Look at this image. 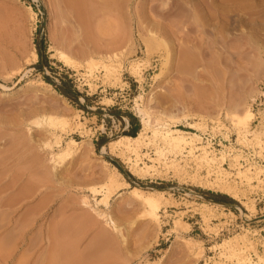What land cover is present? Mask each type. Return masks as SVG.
<instances>
[{
  "label": "rangeland",
  "instance_id": "1",
  "mask_svg": "<svg viewBox=\"0 0 264 264\" xmlns=\"http://www.w3.org/2000/svg\"><path fill=\"white\" fill-rule=\"evenodd\" d=\"M89 60L115 64L119 79L99 64L90 72ZM259 83L264 0H0V264H264V219L207 231L228 207L255 211L261 173L241 169L229 180L214 154L216 174L203 180L220 178L229 191L198 183L151 129L236 117L250 111ZM145 111L151 128L138 156L106 147L135 136ZM248 124L233 125L237 140L264 150V127ZM113 167L129 186L109 194L103 172ZM130 186L168 193L153 213L126 203Z\"/></svg>",
  "mask_w": 264,
  "mask_h": 264
},
{
  "label": "built area",
  "instance_id": "2",
  "mask_svg": "<svg viewBox=\"0 0 264 264\" xmlns=\"http://www.w3.org/2000/svg\"><path fill=\"white\" fill-rule=\"evenodd\" d=\"M249 108L251 113V131L257 127H264V83L258 84L256 94L251 99ZM201 124L203 126L201 129L187 127L188 131H193L198 136L197 142L193 141L195 149L192 150V153L197 154L200 152V148L204 147L206 151L221 156L222 160L219 166L222 167L225 173H230L227 176L229 180L239 181V177L234 173H238L241 169L243 171L246 168L253 170L254 167L261 169V182L259 181L256 184L258 186L257 189H254L250 195L255 211H249L245 207L242 210V207L235 205L228 207L221 219L216 220L214 218L210 220L209 230H207L208 235L217 237L225 233L228 234L244 229L245 225L250 224L249 217L251 216L264 219V150L262 149V144L256 145L254 141L240 143L237 140V131L233 127V122L223 113L205 119ZM251 136L248 133L246 137ZM189 148L190 145H186L177 158L185 174L190 176L196 172L203 179L208 178L209 175L215 176L214 167L208 169L207 166L199 163L198 159L192 158ZM233 156L238 157L234 160ZM191 192L194 193L193 191Z\"/></svg>",
  "mask_w": 264,
  "mask_h": 264
},
{
  "label": "bare ground",
  "instance_id": "3",
  "mask_svg": "<svg viewBox=\"0 0 264 264\" xmlns=\"http://www.w3.org/2000/svg\"><path fill=\"white\" fill-rule=\"evenodd\" d=\"M105 3H106V1L102 2L100 4L101 5L102 4L105 5ZM79 4H80V2L77 5H79ZM107 5L109 6L108 3H107ZM56 52H57V50H56ZM56 54L65 63H67L69 65H72L75 68L80 66V64L77 63V61L71 60L68 56H65L62 52H57ZM32 57L35 58V59L37 58V54H36L35 51L32 52ZM98 64L102 68H104V70H106L107 77L112 78L114 80L115 79L116 80L119 79V75H118L117 69H116L117 67L115 66V64H104L102 61L101 62H97V61H94V60H89L85 65H86L87 68H89L88 70L90 71V69H92V68L95 69ZM46 85L50 86L49 84H46ZM236 104H237V102H236ZM233 105H235V103H233ZM145 113L147 114L146 111H145ZM146 114L145 115L143 114V116L140 118V128H139V130H138V132H137V134L135 136L121 135V136H119L118 138H116L114 140L108 141L106 143V147H108L111 150L112 149H116V148L117 149L119 148L121 150L125 149V151L134 152L136 154V156H138L137 155L138 154L137 153V148L140 145V141L142 140V138L144 136H146V134L150 131V128H151V123H150L151 120H149V118L147 117L148 114L147 115ZM174 115H170L168 118H173L172 121H174V118H175ZM183 116L185 118L186 115L183 114ZM233 116L234 115H231L229 113L227 115V117H229L230 121L234 123L233 125H235V127H236V125L238 126V129H239V127L241 129L245 128V127H248V125H249L248 123L251 120V113H250V111L248 109H245L240 114L238 113L236 115V117H233ZM49 119H50V117H49ZM53 119L51 118L49 120L50 122L48 121L49 122L48 125L55 126L57 124V125H60V126L61 125L64 126V124H65L64 121L65 120L62 121L61 119L60 120L59 119L56 120L55 118H53ZM177 119L175 118L176 121H177ZM34 121L37 122V120H34ZM159 123L160 122H158V124ZM199 124L197 122H195V123H191V124L189 123L188 125L190 127H195V128H200L201 129L203 126L202 125L200 126ZM61 128H62V126H61ZM151 129H152V136L153 137L157 136L158 138H160L164 142V144H166V147H168L167 148L168 151L170 150L171 152H174V153H180L181 149L183 147H185L186 144H188V145H190V148H189L190 150L189 151L191 152L192 158L198 159L201 163L208 164V166H211V167L213 166V164L216 163L215 160H217V158H215V156H213L214 154L211 155L210 152L206 151L204 147L200 148L201 151H200L199 154L192 153V150L195 149V147L193 146V144H194L193 141H196L198 139V136L196 134H194V132L185 131V130L177 128V127L174 128V129H169L168 126H166L165 123H164V125H163V123H161L158 127L155 126V128H151ZM54 138H55L54 143L59 142L60 137L58 135L55 134ZM248 141H249V139H248ZM47 144H49V143H46L45 145H47ZM72 144H73L72 142H68L65 145V147L62 149L61 153L59 152L60 155L61 154H65V155L68 154L69 149L71 148ZM102 149H104V146H103ZM161 150L162 149H157V154L158 153L159 154L162 153ZM84 151H85V148H84ZM171 164L174 165V163H171ZM171 164L168 165V166H171ZM211 167H208V169H211ZM147 168H148V166H147ZM249 169L250 168H246V170L243 173H247ZM253 169H255V171L253 173H258V172L261 171V169L259 167H254ZM136 170H137V172H141V169H139V168L136 169ZM217 171H219V170H217ZM220 174H221V171H219L217 173V175H220ZM103 176L106 177L107 181H106L105 189L108 191L109 194L112 193V192H116L121 187H128L129 186V183L125 179H123V177L121 176V173L118 170H116L114 167L111 168L109 170V172H103ZM191 178L193 179V181H197L198 183H202V184H205V185H210L211 187H214V188L218 187L219 189H222V190L225 189V191H229L228 187H226L225 184L220 183V178L214 180L215 183H213V182L212 183L204 182L205 180H203V178L201 176H198L196 174L192 175ZM247 179H249L248 176H247ZM90 191L93 192V193H95V192L97 193L100 190L98 188H96V187H92ZM166 193H168V191L166 189H158V188H156V189L150 191V190H144L142 187L130 186L129 189H128V195L125 197V201L130 206H131V204H132V206H133V204L134 205L135 204L136 205H142L148 211L156 213V209H158V207L163 202V199H165V194ZM101 199L99 201H101ZM99 201H96V203H98ZM104 202H107L106 198H105ZM84 204L86 206H88L86 200L84 201ZM89 207H91V206H89ZM92 208H93V206H92ZM92 210L96 211L95 208L92 209ZM98 211H96V213L99 214V217H101L102 220L105 221L104 223H106L108 225V227H110L114 231L115 230H119V228L117 229V225L115 224V222L111 218V216L107 213V211L106 212H102L101 210H100V212H98ZM228 242H229L228 239L224 240L223 244L224 243H228Z\"/></svg>",
  "mask_w": 264,
  "mask_h": 264
},
{
  "label": "water",
  "instance_id": "4",
  "mask_svg": "<svg viewBox=\"0 0 264 264\" xmlns=\"http://www.w3.org/2000/svg\"><path fill=\"white\" fill-rule=\"evenodd\" d=\"M210 201H213V202H216V203H219V204H224L222 201L220 200H217V199H209Z\"/></svg>",
  "mask_w": 264,
  "mask_h": 264
},
{
  "label": "crops",
  "instance_id": "5",
  "mask_svg": "<svg viewBox=\"0 0 264 264\" xmlns=\"http://www.w3.org/2000/svg\"><path fill=\"white\" fill-rule=\"evenodd\" d=\"M129 125H130V124H129ZM209 199H214V198H209ZM217 200H220V201H222L223 203L228 204V202H226V201H224V200H222V199H217Z\"/></svg>",
  "mask_w": 264,
  "mask_h": 264
},
{
  "label": "trees",
  "instance_id": "6",
  "mask_svg": "<svg viewBox=\"0 0 264 264\" xmlns=\"http://www.w3.org/2000/svg\"><path fill=\"white\" fill-rule=\"evenodd\" d=\"M131 135V134H130ZM214 198V199H220V197H218V196H211L210 198Z\"/></svg>",
  "mask_w": 264,
  "mask_h": 264
}]
</instances>
